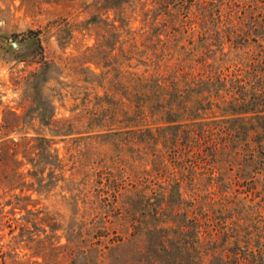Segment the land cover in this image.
<instances>
[{"label": "rangeland", "instance_id": "obj_1", "mask_svg": "<svg viewBox=\"0 0 264 264\" xmlns=\"http://www.w3.org/2000/svg\"><path fill=\"white\" fill-rule=\"evenodd\" d=\"M262 54L264 0H0V264H264L259 127L155 92Z\"/></svg>", "mask_w": 264, "mask_h": 264}, {"label": "trees", "instance_id": "obj_2", "mask_svg": "<svg viewBox=\"0 0 264 264\" xmlns=\"http://www.w3.org/2000/svg\"><path fill=\"white\" fill-rule=\"evenodd\" d=\"M262 59L256 62L246 63L244 68H237L236 71L230 74L224 72H215L212 75H207L206 78H199L196 80L194 87L179 90L177 82L171 80L170 85L173 91L161 87L157 84L156 96L170 95V99L159 103V108H167L166 120L168 123H175L181 116H188L196 118L198 111L204 114L209 112L212 107L217 111L225 112L230 116V121L243 122L239 127V133L243 136L255 128L260 129L261 132L256 133L250 139L254 146L244 143V149L251 158L255 157L257 151L264 152V55ZM187 78L183 76L182 79ZM185 84L190 83L185 79ZM183 93H186L183 95ZM194 96V97H193ZM194 103L196 106H194ZM189 104V105H188ZM205 111V112H204ZM203 114V115H204ZM254 121L255 124L246 122ZM216 121L211 122H193L191 124H176L172 129H178L182 125H187L184 131V141H192L198 146L200 143L205 144L213 153H221L225 146L217 147L214 142V135L218 129ZM215 125V126H214ZM255 132V131H254ZM176 134L172 135L171 140L176 143ZM187 149H190L188 144H185L183 151L178 156L185 155ZM239 153H235L232 160L238 159ZM174 187L178 188L179 183L175 182ZM173 188V186H172ZM207 217V213L205 218ZM207 219V218H206ZM206 234L211 237L212 230L207 229Z\"/></svg>", "mask_w": 264, "mask_h": 264}]
</instances>
